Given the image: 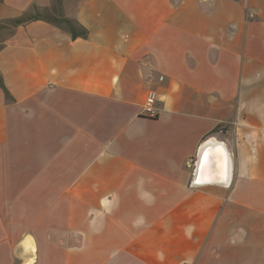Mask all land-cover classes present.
I'll return each mask as SVG.
<instances>
[{
	"label": "crops",
	"instance_id": "obj_1",
	"mask_svg": "<svg viewBox=\"0 0 264 264\" xmlns=\"http://www.w3.org/2000/svg\"><path fill=\"white\" fill-rule=\"evenodd\" d=\"M34 8L73 27L9 24ZM0 25V264H264V0H0ZM207 143L226 185H192Z\"/></svg>",
	"mask_w": 264,
	"mask_h": 264
},
{
	"label": "water",
	"instance_id": "obj_2",
	"mask_svg": "<svg viewBox=\"0 0 264 264\" xmlns=\"http://www.w3.org/2000/svg\"><path fill=\"white\" fill-rule=\"evenodd\" d=\"M221 147L220 143H207L201 149L193 172V186L206 183L227 184L229 160L228 155L220 151Z\"/></svg>",
	"mask_w": 264,
	"mask_h": 264
},
{
	"label": "trees",
	"instance_id": "obj_3",
	"mask_svg": "<svg viewBox=\"0 0 264 264\" xmlns=\"http://www.w3.org/2000/svg\"><path fill=\"white\" fill-rule=\"evenodd\" d=\"M40 18H45L46 20L57 23V24H64L65 26H68L70 28L73 27L72 21L66 18L60 9H58V12L55 13L54 15L42 17V13H40L39 10L34 8L32 13H25L21 17L12 19L8 22L12 26H18L20 24H24V23L30 22L32 20L40 19ZM0 27H3V25H0Z\"/></svg>",
	"mask_w": 264,
	"mask_h": 264
},
{
	"label": "built area",
	"instance_id": "obj_4",
	"mask_svg": "<svg viewBox=\"0 0 264 264\" xmlns=\"http://www.w3.org/2000/svg\"><path fill=\"white\" fill-rule=\"evenodd\" d=\"M155 101H156L155 92L153 90H149L142 107L144 116L148 118H156L158 116V109L156 108ZM194 163H195L194 159H189L187 165L191 167L192 164Z\"/></svg>",
	"mask_w": 264,
	"mask_h": 264
}]
</instances>
